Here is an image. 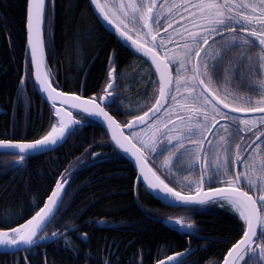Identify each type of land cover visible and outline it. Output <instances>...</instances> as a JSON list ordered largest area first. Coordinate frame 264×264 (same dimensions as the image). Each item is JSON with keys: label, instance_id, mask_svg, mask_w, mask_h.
Returning <instances> with one entry per match:
<instances>
[{"label": "trees", "instance_id": "trees-1", "mask_svg": "<svg viewBox=\"0 0 264 264\" xmlns=\"http://www.w3.org/2000/svg\"><path fill=\"white\" fill-rule=\"evenodd\" d=\"M53 4L47 1L44 39L52 85L64 94L98 97L104 94L114 67L115 91L120 97L113 100V108L105 110L123 126L147 111L158 88L145 61L102 29L87 0H53ZM180 8L184 12L188 6ZM26 10L27 0H0V141L34 142L55 124L52 108L34 90L25 54ZM182 16L170 31L193 18L188 13ZM137 32L130 34L134 38ZM235 82L241 94L247 95L248 85L239 76ZM74 116L82 125L52 153L22 162L19 156L0 153L2 231L25 224L43 207L58 182L66 183L60 207L41 236L56 233L57 239L15 255L0 254V264H156L180 253L185 256L178 264H221L245 230L244 221L231 214L229 205L162 206L136 184L132 165L110 143L103 128L79 114ZM146 158L174 190L193 193L159 168L155 159ZM169 219L191 225L192 233L179 234L174 227L164 226ZM251 255L246 254L239 264H247Z\"/></svg>", "mask_w": 264, "mask_h": 264}, {"label": "snow or ice", "instance_id": "snow-or-ice-1", "mask_svg": "<svg viewBox=\"0 0 264 264\" xmlns=\"http://www.w3.org/2000/svg\"><path fill=\"white\" fill-rule=\"evenodd\" d=\"M27 2L31 66L40 89L48 94L49 100L55 101L64 94L57 91L51 84V77L44 69L43 43L39 39V35L34 38V33L40 31L39 25L43 21L46 0H27ZM91 3L96 6L103 19L115 29L125 42L130 41V47L151 59L152 65L155 66V70L159 74V97L155 100V106L150 111L159 113L168 99L176 101L177 97L173 94L174 92L188 93L187 96H182V102L188 106L189 115L187 117L177 115V119L182 123L178 128L174 124V130L179 134L161 133L151 145L152 153H157L158 149L161 153L163 151L170 153V156L164 161L165 168H169L171 171L175 167L176 161H179L181 157L186 158L185 162L189 169L201 160H205L206 151L203 145L207 138L204 136V132L211 131L207 124L209 117L216 124H220V121L227 122L220 124V127L224 129V134L220 136L219 142L214 146L217 152L215 163L201 168L200 181H188L189 184L196 183L198 190L203 186L205 177L210 184L212 181H219L226 184L225 187L212 189L214 196L207 198L182 195L181 192L170 187L156 171H153L146 163H142L141 149L132 145L135 148L132 154L137 158L141 175L147 182L148 188L159 190L166 196L172 197L175 202L185 205L204 204L207 201L217 202V200L226 201L233 210L239 213L246 229L243 232V238L228 252L224 264H239V261L244 260L245 255L249 252L252 255L247 264H261L264 262V153L259 157L261 161L259 166L251 157L242 158V151L237 152L235 161H230L229 156L233 138L238 137L242 141L244 137L240 136V133L251 131L256 124L264 125V115H260L258 121L241 119L232 115L234 113L264 114V0H195V3H192V0H182L180 5H171L177 9L185 5L195 9L196 11L192 13L193 23L197 20L203 23L197 25V31L188 32L185 43L181 45L182 59L177 61L175 56L169 58L167 54L165 55L168 64L164 63L157 55V52L163 49L165 42L161 39L157 43V35H153V31L158 32L161 26V15L154 11L157 7H163L162 4H158V0H111L110 3L103 4L100 3V0H91ZM137 18L143 21L142 28L147 29V32L138 28ZM129 23L132 24V28H129ZM121 25L127 31L123 30ZM133 28H138L140 32L136 39L130 34ZM225 33H243V35H233L231 38L216 40L217 36L224 37ZM149 36H151L152 43L148 42ZM210 40L211 43H209ZM233 52H236L237 55L232 56ZM169 64L177 66L175 79L167 70ZM114 71V67L109 71L110 78L113 77ZM237 76L248 85L247 95H242L240 90H232L229 87L232 79ZM218 82L223 83L224 88L219 87ZM111 87L110 83L108 89ZM106 93L111 95L107 89ZM79 100L80 97L76 96L71 100H61V103H71L73 107H79L92 115L102 116L108 122L109 129L113 130L112 139L116 144L125 152L131 151L122 142V140H128V137L123 133L117 135L114 129H118L120 125L105 111L103 106L93 101L75 103ZM59 111L57 109V115H59ZM148 115L149 112H145L143 116H136L135 122L145 123V117ZM167 123L174 122L169 120ZM167 123L165 127H167ZM216 124L213 125V128ZM134 126V122L128 124L129 128ZM66 127L63 117H61L59 128L54 125L43 139L34 143L0 141V148L16 150L19 153V160L23 161L26 153L46 148L63 138ZM255 135L256 140H260L264 136V131ZM255 142V140L252 141V143ZM140 143L144 148L149 147L144 141H140ZM208 143L211 144V141ZM187 144L195 145V147L189 149ZM236 148L241 149V144L236 143ZM257 148L259 149L260 145H257ZM221 151L224 154L223 158L219 156ZM230 164H251L252 168L249 170L246 167L245 172L232 176ZM180 166L183 167L184 164L182 163ZM245 183L247 191L243 188ZM62 188L63 183L58 182L57 190L48 198V203L27 223L11 229L13 235L10 236L7 231H0V246L32 245L38 232L46 223L50 222L54 210H58L59 203L62 202L60 191ZM249 192L257 194L258 198H254ZM175 223L181 224L182 221L176 220ZM188 226L191 227V225ZM55 235L56 233H53V236ZM256 240H260L261 243L253 247ZM257 248H259L258 259ZM168 260L174 261L175 257H169ZM160 264H164V261H161Z\"/></svg>", "mask_w": 264, "mask_h": 264}, {"label": "rangeland", "instance_id": "rangeland-1", "mask_svg": "<svg viewBox=\"0 0 264 264\" xmlns=\"http://www.w3.org/2000/svg\"><path fill=\"white\" fill-rule=\"evenodd\" d=\"M106 2H111V0H105ZM162 3V0H161ZM160 3V4H161ZM103 4V3H102ZM178 4V0H165L162 10L160 11V7H157L155 12H159L160 11V15H161V30H165L168 28H171L172 25H175L176 23L180 22V19L183 18L182 15H185L186 13L188 14H192L195 9L191 8L188 6V8L185 9V11L183 12L184 8H180L177 9L175 7H171V5ZM192 12V13H191ZM139 21V22H137ZM137 26L139 27V29H141L140 27L143 24V21H140L139 18H137ZM203 23L202 21L197 20L195 23H193V18L191 21L188 22H184L181 25H179V27L175 28L172 31H168L167 35H165L162 39L165 42L164 46H163V50H164V54L171 58L173 56H175V59L177 61H179L180 59H182V52L183 49L181 47V45H183L185 43V38H187L188 36V32L190 31H197V25ZM171 25V26H169ZM123 26V25H121ZM129 28H132V24L129 23ZM238 27V26H237ZM122 28V27H121ZM134 30H138V28H133L132 31ZM140 34V32L138 31L136 36L134 38H137V36ZM240 36V35H239ZM224 38H231V37H224ZM223 39V38H222ZM221 40L218 39L217 41ZM237 55L236 52L232 53V56ZM174 70H173V76L175 79V73H176V65H173ZM145 74V72H144ZM181 78L183 79V76H181ZM237 77H234L229 85V87L232 90H239L235 87V80ZM144 81L142 80L141 83H143ZM218 86L221 88H224V84L218 82ZM241 93V91H240ZM176 97L177 100L173 101L170 103V105L168 106V110H165L162 115L158 118H156L154 121H152L148 126L137 130V131H133L129 134V138H131V141L138 147L140 148L142 151H145L144 153L146 155H149L152 159H155V163L157 164V166L163 170H165L166 172H168L172 177V179H174L176 182L179 183V185H183L184 188L188 189V191L190 192H197V185L196 183H192L189 184L188 181L192 180V181H198V165H201V167L203 165V167H207L210 164L215 163L216 161V157H217V152L215 150V147L217 145V143L219 142L220 136H222L224 134V129L219 127V128H215L210 136V138L208 139V141H211V144L206 143L205 146H203L204 150L206 151V159L200 161L199 163H196L193 165V167L191 169L187 168L186 165V158L185 157H181L179 161H176L175 167L172 168V170L170 171L169 168H165L164 165V161L167 157L170 156V153L167 151H163L162 153L159 152V149L157 151V153H152L151 152V145L153 143V141L155 140L156 137L160 136L161 133H169L171 135H178L179 132L174 130V124L177 126V128L181 125V121L179 119H177V115L180 116H185L187 117L189 115V109L188 106L184 105L182 102V96H187L188 93H173ZM135 103L138 101L137 99L133 100ZM169 120L173 121L174 123H167ZM201 122L203 123V117L201 116ZM167 123V127H165V124ZM208 128L211 129L213 127V120L211 119V117H209L208 121ZM212 125V126H211ZM218 126V125H217ZM216 126V127H217ZM211 127V128H210ZM157 128H159V131H157ZM169 130H173V131H169ZM210 131H205L204 132V136L207 137V135L209 134ZM133 133H135V135H133ZM241 136V135H240ZM239 138H233L232 143L236 145V143H238ZM140 141H144L146 144L149 145L148 148H144L143 145L140 143ZM264 141L262 143H260V148L259 149H263L264 151ZM232 146V145H231ZM187 147L189 149H192L195 147V145L192 144H187ZM232 151V150H231ZM256 151V152H255ZM258 152V149L256 148L254 150V152H252L250 154L249 157L253 158V160L255 161L256 158V154ZM223 152L221 151L219 153V156L221 158H223ZM233 155V154H232ZM230 154L229 156V160H232V156ZM184 164L183 167H181V164ZM234 167V166H233ZM232 164H230V171L232 174ZM239 173H241V167L239 169ZM187 177V179H185ZM207 179V177H205ZM208 181V179H207ZM213 182V181H212ZM2 231V230H0ZM8 232V231H7ZM9 235H13V233L8 232ZM5 247V246H2Z\"/></svg>", "mask_w": 264, "mask_h": 264}, {"label": "water", "instance_id": "water-1", "mask_svg": "<svg viewBox=\"0 0 264 264\" xmlns=\"http://www.w3.org/2000/svg\"><path fill=\"white\" fill-rule=\"evenodd\" d=\"M88 1V4H89V7L93 13V15L95 16V18L97 19L98 23L106 30L108 31L110 34L114 35L127 49H129L130 51H132L133 53H135L136 55L140 56L141 58H143L147 63L148 65L150 66L155 78H156V81H157V85H158V97H159V74L156 72L155 70V66L152 65V62H151V59L147 58V57H144L142 55V53H138L134 50V48L130 47V41L129 42H125L120 36L119 34L115 31V29L109 25L107 23V21H105L103 19V17L101 16L100 12L96 9V6L93 5L91 3V0H87ZM47 2V0H46ZM161 2V0H158V4ZM101 3V1H100ZM102 4V3H101ZM46 8H47V5H45V10H44V16H43V21L42 23L39 25V28H40V31L38 33H34V38L36 35H39V39L42 41L43 43V26H44V20H45V13H46ZM27 9H28V2H27ZM156 11V9L154 10ZM144 32H147L148 30L147 29H143ZM26 32H27V47H26V54L29 55V58H30V61H31V52H30V48H29V45H28V12H27V19H26ZM162 33L164 32H161V33H158L157 34V41H158V37L160 35H162ZM226 34H234V33H225L224 35ZM239 34H242L243 33H239ZM221 36H217V38H219ZM135 39V38H134ZM148 42L149 43H152V40H151V36H149L148 38ZM211 42V40L209 41V43ZM147 47V45H145ZM207 47V46H205ZM157 55L160 57V59L162 61H164V63L168 64L162 51L160 50L159 52H157ZM168 72L172 75V70L170 68V66H168ZM33 72H34V69H33ZM33 82H34V87H35V90L37 92V94L49 105H51L53 108H54V113H55V118L56 120L58 121V124H57V128H59L60 126V120H61V117H63V121H64V124L67 125L66 129H65V135L63 138L59 139L55 144H50L48 147L46 148H41V149H37V150H34V151H30L26 154L28 155H39V154H44V153H47V152H50L56 148H58L59 146H61L65 141L66 139L68 138V136L74 132L75 128L77 126H81V123L77 122L76 120H74L73 118V114L71 112H76V113H80L84 116H87L91 119H93L94 121H96L97 124H99L100 126H102L106 132H107V135H108V138L110 139V141L113 143V145L116 147V149L129 161L133 164L136 172H137V176H138V179H140L142 181V184L143 186L151 193V195L153 197H155L157 200H159L161 203H163V205L167 206V207H170V208H194V207H198V206H201V205H205L209 202H212V201H207L206 203L204 204H188V205H185V204H182V203H178V202H175L174 199L172 197H169V196H166L165 194L161 193L159 190H153V189H150L148 188L147 186V182L144 180L143 176L141 175V168H140V165L137 163V158L136 156H134L132 154L133 151H135V148L132 147V143L129 144V138L128 140H122V142L131 149V151L129 152H125L122 148H120L116 142L112 139V135H113V130H110L109 127H108V122L102 117V116H96V115H92L90 114L89 112H86V111H83L81 108L79 107H73L71 103H67V104H62L61 103V100H64V99H68V100H71L74 96H70V95H65L60 97V98H57L55 99V101L53 100H49L48 99V94L43 92L41 89H40V85L37 83L36 79H35V75H34V79H33ZM110 83L112 85L111 89H108L107 87V90L108 92L112 91L114 89V79L113 78H110ZM106 92V91H105ZM114 95H109V99H106L105 97H103L105 101H97L96 99L92 98L91 100H83V99H80L79 101H76L75 103H83V102H87V101H93L94 103L96 104H100L101 106H105V105H111V99L113 98ZM157 97V98H158ZM170 99H168L165 104H164V108L161 109V111L159 113H155L153 111H150V109H153L154 106H155V102L154 104L151 106L150 109H148L146 112H149V115L147 117H145V123H138V122H135V118L132 119L130 122H134L135 123V126L132 127V128H129L128 127V123L125 127L123 128H118V129H114L115 132L117 133V135L119 136L120 133H123L124 136H126V133L133 130V129H136V128H140V127H143L145 126L146 124H148L149 122H151L152 120H154L157 116H159L161 114V112L166 108V106L168 105V102H169ZM55 105V106H54ZM90 107V106H89ZM57 109H59V115H57ZM68 110H71L70 112ZM225 111H227L225 109ZM2 113V111L0 110V114ZM144 113L141 115L143 116ZM232 115H236V116H239V117H251V116H258V115H264V114H261V113H234ZM72 121H75V123H72ZM127 137V136H126ZM264 136L261 137V139L263 138ZM260 139V140H261ZM256 142L255 143H250V146H248V148L246 149V151L244 152L242 158H244L247 153L251 150V148L256 144L258 143L260 140H256V138L254 139ZM253 140V141H254ZM34 143V142H33ZM0 152H12V153H18L16 150L14 149H8V148H0ZM139 155V153H138ZM142 163H144L142 161ZM148 166V165H147ZM240 166V164H236V169L237 167ZM149 167V166H148ZM57 188H55L53 190L56 191ZM63 188L60 190L61 191V198H62V195H63ZM52 192V193H53ZM52 195V194H51ZM183 195V194H182ZM190 196H193L194 198H199L200 196H204L205 198L209 197V196H214V192L211 190H205V186L203 184V186L199 189L198 192L190 195ZM217 201H222V200H217ZM222 202H226V201H222ZM48 203V200L46 201V204ZM56 210H54V214H55ZM54 216V215H53ZM52 216V217H53ZM52 219V218H51ZM51 221V220H50ZM49 224L46 223V225L38 232L37 234V237L38 235L43 232V230L45 229V227ZM164 226H177L179 229H178V232L179 233H182V234H187L189 233L188 229L190 227H181L179 226V224L175 223L174 220H167L164 222ZM246 226V225H245ZM37 237L34 238V241L37 239ZM243 238V237H242ZM255 243L253 244V247H254ZM33 246L32 245H19V246H5V247H2L0 246V253H16V252H20L22 250H25V249H29ZM183 254H176V255H171L169 257H175V260L174 261H171V260H168L169 257L165 258L164 260V264H178V260L180 259V257H182ZM161 262V261H160ZM160 262L156 263V264H160ZM224 264V261L223 263Z\"/></svg>", "mask_w": 264, "mask_h": 264}, {"label": "bare ground", "instance_id": "bare-ground-1", "mask_svg": "<svg viewBox=\"0 0 264 264\" xmlns=\"http://www.w3.org/2000/svg\"><path fill=\"white\" fill-rule=\"evenodd\" d=\"M48 1V0H47ZM51 2H52V4H53V0H50ZM160 4V3H159ZM46 5H47V2H46ZM54 5V4H53ZM157 9V8H156ZM46 11H47V8H46ZM45 16H46V13H45ZM95 17V16H94ZM26 19H27V10H26ZM97 20V19H96ZM26 22V21H25ZM98 22V21H97ZM137 22H139V21H137ZM100 25V24H99ZM101 26V25H100ZM102 27V26H101ZM142 27V26H141ZM140 27V28H141ZM139 28V27H138ZM102 29L104 30V31H106L103 27H102ZM141 29H143V28H141ZM25 31H26V23H25ZM108 34H110L108 31H106ZM143 32H144V30H143ZM110 35H112V34H110ZM229 35H242V34H239V33H234V34H226V35H224V36H229ZM125 49H127L114 35H112ZM220 38H223V37H219V38H217L216 40H218V39H220ZM45 39V20H44V26H43V40ZM211 43V42H210ZM26 47H27V32H26ZM43 47H44V69L46 70V65H45V45H44V41H43ZM129 52H131L133 55H135V56H137L138 58H140V59H142L143 61H145L143 58H141L140 56H138V55H136L135 53H133L132 51H130L129 49H127ZM26 54V53H25ZM26 57H28L29 58V55L28 54H26ZM29 60H30V58H29ZM30 64H31V61H30ZM47 71V70H46ZM31 72H32V81H33V79H34V72H33V68H32V66H31ZM172 75H173V72H172ZM113 79H114V89L112 90V91H110V93H111V95H114L113 96V98L111 99V105H105L104 106V108L105 109H107L108 107H112L113 108V106H112V104H113V100H115L116 98H117V96H118V94L115 92V90H116V78H115V71H114V74H113V77H112ZM173 78H174V76H173ZM51 82V81H50ZM52 84V83H51ZM110 84V77H109V75H108V85ZM33 85H34V82H33ZM108 85H107V87H108ZM107 87H106V89H107ZM106 89H105V91H106ZM34 90H35V87H34ZM57 90V89H56ZM36 91V90H35ZM57 91H59V90H57ZM104 91V93H105V95L104 96H101L99 99L97 98V97H91V98H89V99H87V98H83V97H80L81 96V93H80V96H79V94H77V95H74V94H65V95H70V96H74V97H76V96H79L80 97V99H83V100H91L92 98H94V99H96L98 102L99 101H105L106 102V100L103 98V97H105L106 99H109V95L106 93ZM59 92H62V91H59ZM37 93V92H36ZM64 94V93H63ZM38 95V94H37ZM39 96V95H38ZM40 97V96H39ZM118 97H120V96H118ZM157 97H158V93H157ZM157 97H156V99H157ZM41 98V97H40ZM42 99V98H41ZM155 99V100H156ZM43 100V99H42ZM44 101V100H43ZM117 101V100H116ZM45 102V101H44ZM155 102V101H154ZM46 103V102H45ZM47 104V103H46ZM154 104V103H153ZM152 104V105H153ZM47 105H49V104H47ZM117 105V104H116ZM51 108H52V110H53V118L55 119V126H57V124H58V121L56 120V118H55V113H54V108L51 106V105H49ZM115 106V105H114ZM118 107V106H117ZM151 108V107H150ZM149 108V109H150ZM1 111H2V109H0ZM108 111H109V109H107ZM69 112L71 111V110H68ZM106 111V110H105ZM112 111V110H111ZM146 112V111H145ZM144 112V113H145ZM2 113H3V111H2ZM1 113V114H2ZM72 114H73V118H74V120H76L77 122H78V120L75 118V116H74V114H79V115H81V116H83V117H86V118H88L89 120H91L93 123H95V124H97L96 123V121H94L93 119H91V118H89V117H87V116H84V115H82V114H80V113H76V112H71ZM109 113H111V112H109ZM0 114V115H1ZM110 115V114H109ZM142 115V114H141ZM141 115H139V116H141ZM111 116V115H110ZM159 116H157L156 118H158ZM237 117H239V116H237ZM251 117H253V116H251ZM113 119H114V117H112ZM135 118V117H134ZM134 118H131L124 126L123 125H120L117 121H116V119H114L119 125H120V128H123V127H125L132 119H134ZM155 118V119H156ZM154 119V120H155ZM154 120H152V121H154ZM151 121V122H152ZM151 122H149L148 124H146L145 126H143V127H140V128H136V129H133V130H131V131H129V132H127L126 133V136L129 138V134L131 133V132H133V131H137V130H140V129H142V128H144V127H146V126H148ZM79 123H81V122H79ZM53 125V126H54ZM82 125V124H81ZM98 126H100L99 124H97ZM217 125V124H216ZM52 126V127H53ZM77 127H79V126H77ZM77 127L75 128V129H77ZM101 128H103L102 126H100ZM213 128V127H212ZM211 128V131L209 132V134L207 135V139L205 140V143H204V145L203 146H205L206 145V143H207V141H208V139L210 138V136H211V134H212V132L214 131V129L216 128H213L212 129ZM52 129V128H51ZM51 129H50V131H51ZM103 130H104V132L106 133V136L108 137V135H107V132H106V130L103 128ZM49 131V132H50ZM75 131V130H74ZM262 131H264V129L262 130ZM48 132V133H49ZM47 133V134H48ZM72 134V133H71ZM70 134V135H71ZM69 135V136H70ZM68 136V137H69ZM44 138V137H43ZM42 138V139H43ZM264 138V137H263ZM68 139V138H67ZM67 139H66V141L65 142H67ZM109 139V138H108ZM41 140V139H40ZM129 140L131 141V138H129ZM109 141H110V139H109ZM5 142H11V143H33V142H22V141H5ZM35 142V141H34ZM65 142L61 145V146H59L58 148H56V149H54V150H52V151H50V152H47V153H44V154H39V155H28V154H25V159L27 158V157H35V156H41V155H46V154H50V153H52L53 151H55V150H57V149H59V148H61L64 144H65ZM110 143L113 145V143L110 141ZM131 143L133 144V145H135L132 141H131ZM259 143V142H258ZM258 143H256V144H258ZM256 144L254 145V146H256ZM114 146V145H113ZM115 147V146H114ZM116 148V147H115ZM135 148H138L136 145H135ZM118 151V150H117ZM119 152V151H118ZM145 151H142L141 150V153L143 154V159H142V161L144 162V163H146L150 168H152V166H151V164L149 163V161L147 160V158H146V155H145V153H144ZM0 153H6V154H13V155H16V156H19V153H12V152H0ZM120 153V152H119ZM121 154V153H120ZM122 155V154H121ZM123 156V155H122ZM123 158H125L124 156H123ZM245 158V157H244ZM24 159V160H25ZM125 160H127L126 158H125ZM128 161V160H127ZM18 162H22V161H20V160H18ZM129 162V161H128ZM78 163V162H77ZM76 163V164H77ZM131 165H132V167H133V169H134V171L136 172V170H135V168H134V166H133V164L131 163V162H129ZM234 165V167H233V170H234V176L237 174V173H239V169H240V166H238L237 167V169H236V164H233ZM241 165V164H240ZM153 169V168H152ZM153 171H154V169H153ZM66 173V172H65ZM141 183V185L143 186V184H142V181L140 180V179H138V176H137V172H136V184H138V183ZM55 188H57V186L55 187ZM65 188H66V183H64L63 184V195H62V198H61V200L63 199V196H64V191H65ZM143 188H144V190L154 199V200H156L157 202H159L162 206H164V207H166V208H169V209H180V208H170V207H167V206H165V205H163V203H161L159 200H157L155 197H153L152 195H151V193L143 186ZM199 191V190H198ZM197 191V192H198ZM53 192V191H52ZM196 193V192H195ZM52 194V193H51ZM51 194L49 195V197L51 196ZM182 194V193H181ZM192 194H194V193H191V194H183V195H192ZM48 197V198H49ZM48 200V199H47ZM46 200V201H47ZM46 201H45V203H44V205L46 204ZM210 203H212V202H209V203H207V204H210ZM207 204H205V205H207ZM44 205H43V207H44ZM202 206H204V205H201V206H198V207H202ZM42 207V208H43ZM60 207V203H59V206H58V208ZM198 207H194V208H198ZM181 209H192V208H181ZM57 211L58 210H56V212H55V214H54V216L52 217V219H51V221L49 222V224L53 221V219H54V217H55V215H56V213H57ZM38 212V211H37ZM169 220H171V219H169ZM167 221V220H166ZM165 222V221H164ZM164 222H163V224H164ZM26 223H27V221H26ZM49 224L45 227V229L43 230V232H41L39 235H38V237H37V239L35 240V242L33 243V246L31 247V248H29V249H25V250H22V251H20V252H16V253H0V254H3V255H15V254H17V253H22V252H24V251H28V250H30V249H32L34 246H36L37 244H39V243H41V242H43V241H46V242H53V241H55L56 239H57V237H55V236H49V237H46V238H44V239H41V236H42V234L43 233H45L44 231L46 230V228L49 226ZM179 226H181V227H189V226H183V225H181V224H179ZM169 227H174L175 228V231H177L178 232V227L177 226H169ZM74 229V228H73ZM173 229V228H172ZM245 229H246V226H245ZM188 231H189V233H187L186 235H188V234H191L192 233V229H191V227L188 229ZM8 232H10V233H12L11 231H8ZM179 233V232H178ZM179 234H182V233H179ZM242 239V238H241ZM240 239V240H241ZM239 240V241H240ZM238 241V242H239ZM237 242V243H238ZM236 243V244H237ZM255 246V245H254ZM233 248V247H232ZM231 248V249H232ZM230 249V250H231ZM250 253V252H249ZM180 254H183V256H185V253H180ZM176 255V254H175ZM228 255V254H227ZM226 255V256H227ZM182 256V257H183ZM225 256V257H226ZM182 257H180V259L182 258ZM225 259V258H224ZM164 260V259H163ZM162 261V260H161ZM224 261V260H223ZM223 261H222V263H223ZM160 262V261H159ZM240 262V261H239ZM158 263V262H157ZM221 263V264H222Z\"/></svg>", "mask_w": 264, "mask_h": 264}, {"label": "flooded vegetation", "instance_id": "flooded-vegetation-1", "mask_svg": "<svg viewBox=\"0 0 264 264\" xmlns=\"http://www.w3.org/2000/svg\"><path fill=\"white\" fill-rule=\"evenodd\" d=\"M154 32H156L155 30H154ZM54 87V86H53ZM116 92V91H115ZM104 93V92H103ZM117 93V92H116ZM105 95V93L104 94H102V95H100V96H96L98 99L101 97V96H104ZM80 96V95H79ZM80 97H82V95L80 96ZM259 116L260 115H258V116H253V117H238V118H241V119H247V120H250V121H258V119H259ZM224 123H227L226 121H220V124H224ZM214 124H216V122L215 121H213V124L212 125H214ZM220 124H217L215 127H216V129L217 128H219L220 127ZM211 125V126H212ZM211 128V127H210ZM222 128V127H221ZM213 129V128H212ZM215 129V130H216ZM264 129V125H259V124H256L253 128H252V130L251 131H248V132H242V133H240V135L241 136H243L244 137V139L241 141V149H237L236 148V145H234V144H231L232 146H231V153H233V155H236L237 154V152L238 151H242V153H244L245 151H243L244 149H247V147L250 145V143L256 138V135H255V137H252V139H250V140H248V137H250V136H252V135H254L256 132L258 133V132H260V131H262ZM214 130V131H215ZM214 133V132H213ZM264 141V138H262L260 141H259V143L258 144H256V146H253L252 148H251V150L247 153V155L245 156V158L244 159H246V158H248L249 156H250V154L252 153V152H254V150L257 148V145H259L260 143H262ZM264 145V144H263ZM258 149V148H257ZM256 152V151H255ZM262 153H264V151H263V149H258V152H257V154H256V158H255V163H256V165L257 166H259V164H260V159H259V157H260V155L262 154ZM232 159H234V158H232ZM202 161V160H201ZM203 166H206V165H203ZM202 166V167H203ZM234 165H232V167H233ZM201 165H198V181H200V178H201ZM240 167H241V173H243V172H245V170H246V167L250 170L251 168H252V165L251 164H248V165H244V164H241L240 165ZM232 176H234V170H233V168H232ZM139 184H141L140 182H139ZM203 184L205 185V189L206 190H211V189H214V188H217V187H225L226 186V184H224V183H220L219 181H213V182H211V184L207 181V179L206 178H204V182H203ZM143 187V186H142ZM243 188H244V190H248V188H247V184L245 183L244 185H243ZM144 189V188H143ZM249 194L250 195H253L254 196V198H258L257 197V194H255V193H252V192H249ZM258 243H261V241L260 240H256V242H255V246H256V244H258ZM254 246V247H255ZM256 252H258L259 253V248H257V250H256ZM248 254V253H247Z\"/></svg>", "mask_w": 264, "mask_h": 264}]
</instances>
